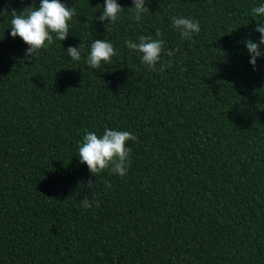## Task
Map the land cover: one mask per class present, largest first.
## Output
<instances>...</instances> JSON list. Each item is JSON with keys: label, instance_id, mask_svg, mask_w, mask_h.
<instances>
[{"label": "trees", "instance_id": "16d2710c", "mask_svg": "<svg viewBox=\"0 0 264 264\" xmlns=\"http://www.w3.org/2000/svg\"><path fill=\"white\" fill-rule=\"evenodd\" d=\"M61 2L76 10L68 38L31 60L0 16V264H264V57L254 71L244 43H259L264 0H146L140 21L117 0L110 32L96 20L105 0ZM176 16L199 34L182 39ZM141 35L173 51L164 72L124 44ZM95 39L118 53L98 70ZM106 127L137 137L123 177L79 160L84 135Z\"/></svg>", "mask_w": 264, "mask_h": 264}, {"label": "clouds", "instance_id": "9594fccd", "mask_svg": "<svg viewBox=\"0 0 264 264\" xmlns=\"http://www.w3.org/2000/svg\"><path fill=\"white\" fill-rule=\"evenodd\" d=\"M133 7L127 9L133 14L132 18L140 21L143 14L149 11L146 0H132ZM35 5V6H34ZM126 9L117 0H105L102 15L96 18L100 22H107L106 28L110 32L112 26L122 19V13ZM253 16H264V4L253 7ZM0 16H10L11 36L19 37L28 45L26 58L31 60L39 56L41 50H47L55 43V40L65 41L70 33V21L76 16L74 7H68L61 0H40L39 6L33 0L32 6L17 11L9 12L7 7L0 9ZM172 27L179 31L182 39L191 40L193 34H199L201 26L199 21L176 16L172 18ZM256 32L260 34L259 43L252 39L244 41L250 55V64L253 70H257V60L264 57V24L257 21ZM156 36L160 37L159 30ZM55 37V39H54ZM126 47L135 51L141 57V62L150 71L164 72L170 63L164 61V57L173 56V51L167 49L163 39H153L151 36L141 35L138 42L131 39L124 41ZM67 55L74 61L81 60V47L69 46ZM118 55L113 44L107 40L95 39L91 44L90 54L86 63L94 70L101 69L103 65L112 63L113 57ZM159 66V67H158ZM62 70V69H61ZM128 141H137V137L129 131L112 130L105 128L101 135L88 131L79 145L78 157L82 164H86L91 175L99 176L108 171L110 174L126 175L131 165L132 148L127 145ZM94 183L90 179L87 188L92 189ZM108 187H111L109 184ZM85 209L93 207V200L85 197L80 200ZM95 206L99 207L98 201Z\"/></svg>", "mask_w": 264, "mask_h": 264}]
</instances>
